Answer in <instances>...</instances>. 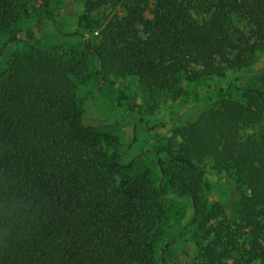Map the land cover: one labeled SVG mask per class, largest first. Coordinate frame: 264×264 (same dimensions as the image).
<instances>
[{"label":"trees","instance_id":"1","mask_svg":"<svg viewBox=\"0 0 264 264\" xmlns=\"http://www.w3.org/2000/svg\"><path fill=\"white\" fill-rule=\"evenodd\" d=\"M53 1L0 0V53L32 42L45 19L54 23ZM38 10L34 28L13 26ZM79 25L88 30L81 48L30 44L0 74V264H155L164 191L149 170L121 160L107 125L84 122L79 84L94 58L102 78L135 76L150 108L179 100L183 83L255 62L264 49V0H88ZM156 157L178 196L191 201L206 241L197 242L199 264H264L263 93L222 97L174 128ZM209 158L234 169L249 192L233 223L205 197L201 164Z\"/></svg>","mask_w":264,"mask_h":264},{"label":"rangeland","instance_id":"2","mask_svg":"<svg viewBox=\"0 0 264 264\" xmlns=\"http://www.w3.org/2000/svg\"><path fill=\"white\" fill-rule=\"evenodd\" d=\"M88 0H54L48 10L54 16V23L43 21L40 32L32 42L17 40L8 44L0 53V74L5 70L9 59L22 53L30 44H53L63 49L81 48L80 34L88 30L79 25L85 3ZM40 11L29 13L13 24L22 32L34 28ZM199 20L205 14L195 12ZM62 33L79 32L75 36H62ZM5 31L0 33V46L5 39ZM97 61L92 58L90 78L79 84L78 98L83 109V120L87 124L107 125L116 137V151L124 162L134 161L137 170H149L151 180L160 186L166 196V217L163 233L155 245V264H199L200 249L197 242L203 240L201 227L193 221V209L188 198L178 196L177 190L168 183L157 163L156 148L164 144L174 128L194 119L198 113L214 105L222 97L242 100L245 93L257 91L264 94V49L255 62L247 68L231 69L221 76H205L194 82L183 83L184 93L179 100L160 101L150 108L151 100L141 93L135 76L100 77L96 70ZM258 126L244 128V134L258 131ZM162 157H166L164 154ZM203 179L208 188L205 197L209 206H219L224 219L233 223L238 219L242 195L248 190L239 186L235 170L220 168L212 159L201 164ZM208 259L210 253L203 251Z\"/></svg>","mask_w":264,"mask_h":264}]
</instances>
